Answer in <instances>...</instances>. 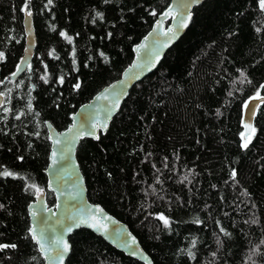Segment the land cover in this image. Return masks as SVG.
I'll return each mask as SVG.
<instances>
[{"label": "trees", "instance_id": "trees-1", "mask_svg": "<svg viewBox=\"0 0 264 264\" xmlns=\"http://www.w3.org/2000/svg\"><path fill=\"white\" fill-rule=\"evenodd\" d=\"M169 1L30 0L31 72L10 80L25 48V0H0V173L14 174L0 175V244L15 245L0 250V264H44L27 206L46 189L45 121L57 131L70 125L123 72ZM192 14L107 133L80 141L75 157L89 202L125 223L152 264H264V105L247 149L240 126L243 106L262 93L264 11L259 0H205ZM68 240L66 264H141L87 230Z\"/></svg>", "mask_w": 264, "mask_h": 264}, {"label": "water", "instance_id": "water-1", "mask_svg": "<svg viewBox=\"0 0 264 264\" xmlns=\"http://www.w3.org/2000/svg\"><path fill=\"white\" fill-rule=\"evenodd\" d=\"M169 2V6L163 9L158 14L156 20L153 21L149 32L131 48L133 59L125 66V69L120 73L119 77L116 80L114 79L109 85L102 86L92 98H89L87 102L77 107L76 111L70 115V125L61 131H57L51 123L45 121L44 128L50 147V152H48L47 156L48 164L44 170L46 174V189L41 188L40 192L36 191L34 200L27 206L30 220L29 235L31 236V230L33 228L36 229L38 236L43 232L45 247L49 249L46 258L45 254H42L40 246L32 239L37 246V250L44 264H60V261L57 259L55 242L62 239L69 243L68 239L70 236L75 231L81 229L100 237L105 244H108V246L114 248L117 252H121L125 257L135 259L141 264L153 263L138 243L134 233L130 232L125 223L120 220L118 221L99 205L89 202L86 195V184L84 183L83 174L80 172L75 151H77V145L80 141L91 139L95 142L100 136L107 133L108 126L116 112L120 110L121 104L129 94L128 91L139 83L140 80L149 75L151 71L157 69L161 59H163L165 51L175 45L183 33L187 31L188 26L181 28L175 33V36L173 33L165 35V32L169 28H172L174 32L178 28L181 18L180 14L184 11L180 5L182 2H188V0H170ZM202 2L204 3L205 0H200L198 4L191 6L189 9L191 14L193 9L198 7ZM169 8L173 10V15L176 16L175 20L170 16L165 17L163 15ZM23 26L25 32V48L20 62L21 60H26L30 64L36 48V33H34L33 29V20L31 17H27L25 12ZM26 49L28 50L27 52L25 51ZM149 62H152L151 65ZM21 67L25 70L17 73L15 76L12 73L9 75L10 80H15L25 71L31 72L27 65H21ZM113 85H115V89H113ZM262 85H264V82ZM120 92L123 95L120 96L119 107L114 109L112 114L106 118V113L109 111L108 105L115 98L114 93ZM260 95L264 97V88H262ZM104 96H107L108 99H104ZM98 97L100 98L98 99ZM252 98L248 99L246 103L250 108L257 110L259 106L264 105V101L254 100ZM3 101L4 96L2 94L0 95V106L3 104ZM255 116L243 106L242 120H240L243 134L247 135V130L244 125L251 123L253 126ZM104 123L107 125L106 128L101 127ZM78 133H82V135H78ZM53 153H55V162ZM45 192L50 193L55 199L52 206L47 205ZM33 212H35V216L32 215ZM81 217L87 220V224L92 226L81 225L80 227H73L70 232L64 231L69 224H73L75 220ZM68 255L69 253L64 257L63 264H66L65 261Z\"/></svg>", "mask_w": 264, "mask_h": 264}, {"label": "snow or ice", "instance_id": "snow-or-ice-1", "mask_svg": "<svg viewBox=\"0 0 264 264\" xmlns=\"http://www.w3.org/2000/svg\"><path fill=\"white\" fill-rule=\"evenodd\" d=\"M106 2H107V0H106ZM199 2H200V0H188V2H182L180 7L184 11H182L181 14H180L181 18H180V21H179V24H178V28L175 30V32H174V30L172 28H169L167 30V32H165V35H167L168 33H173L174 36H175V33L178 32L181 28H186L188 26L189 22L192 19V14H191L189 9L191 8V6L193 4H198ZM29 4H30V0H25V4H24L23 8L21 9V11H24L26 13L27 17H31V15H32L31 10L29 9ZM48 4L49 5L52 4V0H48ZM259 7H260V9L262 11H264V0H259ZM151 14L152 15H156L155 12H152ZM163 15L165 17H169L170 16V17H172L173 20L176 19V16L173 15V10L171 8H169L166 12H164ZM60 35L62 37H64L65 39H67L69 43L72 42L71 38L69 36H67L66 33L61 32ZM25 51L27 52L28 50L26 49ZM50 55H52V53H50ZM157 59H158V54H157ZM3 60H4V54L2 52H0V61H3ZM149 63L151 65L152 62H149ZM21 65H27V67L29 69L31 68V65L26 60H21L20 64H18L16 66V72L12 74L13 76H15L17 73L22 72V71L25 70L24 68L21 67ZM45 69H47L46 65H45ZM240 75L243 78L240 81L241 83H243L244 80H247V77L245 76V74L243 72H241ZM41 79H43L45 82H47V76L46 75L42 76ZM60 82L63 83V78L62 77H61ZM249 83H250V81H249ZM74 87L79 89L80 84L77 83L76 85H74ZM261 88H264V85H261ZM113 89H115V85H113ZM0 95H2V93H0ZM121 95H123L122 92L114 93L115 98L112 100L110 105H108L109 111H108V113H106V118H107V116H110L112 114V111L114 109H117L119 107L120 96ZM229 95H231V93H229ZM99 98L100 97H98V99ZM103 98L104 99H108L107 96H104ZM252 99L264 101V97H262L260 95L259 91L256 93V95ZM244 107L246 109H248L253 116H255V114H256V109L255 108H250L248 104H245ZM17 119H19V116L17 117ZM93 127H95V126H93ZM101 127L102 128H106L107 127L106 123L102 124ZM244 127L247 130V135H245L243 133L241 134V138L244 141V143L241 146L243 148L247 149L249 144H251L253 137L256 135V129H255V127L252 126L251 123L245 124ZM69 131H71V129H69ZM78 135H82V133H78ZM96 138H98V137H96ZM53 157H54V162H55V153H53ZM0 175L8 177V176H13L14 174L12 172L8 171V170H5L2 173H0ZM235 175H236V173L233 170L232 176L235 177ZM31 187H35V186L32 185ZM36 191L40 192L41 190L37 188ZM57 207H59V205H57ZM32 215L35 216V212H33ZM158 218L164 223V225L166 227L169 226L168 219L165 218L163 215H160ZM196 222L199 223V220H197ZM81 225H87L89 227L92 226L90 224H87V220H85L83 217H81V218L75 220V222L73 224H69L64 229V231L70 232L73 227H80ZM221 231H223V229H221ZM31 236H32V239L40 246V250H41L42 254H45V257L47 258V254L49 252V249L45 247L43 232H41L40 235L38 236L36 234V229L33 228L31 230ZM55 243H56V249H57V259L60 261V264H63L64 257L70 252L71 246H70V244L67 241L62 240V239L57 240ZM194 246H195V241H193V247ZM8 247H13L14 248L15 245L9 246V245H6V244H0V250L8 248ZM189 255L192 256L193 254L191 252H189ZM193 258H194V256H193Z\"/></svg>", "mask_w": 264, "mask_h": 264}]
</instances>
